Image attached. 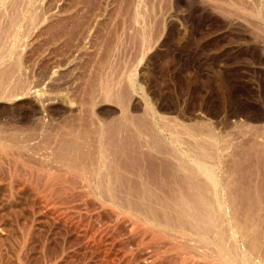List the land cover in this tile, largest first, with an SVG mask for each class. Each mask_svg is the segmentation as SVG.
I'll use <instances>...</instances> for the list:
<instances>
[{"label": "rangeland", "instance_id": "374dc122", "mask_svg": "<svg viewBox=\"0 0 264 264\" xmlns=\"http://www.w3.org/2000/svg\"><path fill=\"white\" fill-rule=\"evenodd\" d=\"M0 264H264V0H0Z\"/></svg>", "mask_w": 264, "mask_h": 264}, {"label": "bare ground", "instance_id": "6f19581e", "mask_svg": "<svg viewBox=\"0 0 264 264\" xmlns=\"http://www.w3.org/2000/svg\"><path fill=\"white\" fill-rule=\"evenodd\" d=\"M200 167V168H199ZM198 167V170L200 169V171L199 172H201L202 174H204L210 181H211V183L213 184V185H216L217 184V180H216V178L214 177V175L212 174V172L209 170V168H206V166L204 167V166H199ZM216 176V175H215ZM186 194V193H185ZM202 194V193H201ZM173 195V194H172ZM180 195V194H179ZM184 195V194H183ZM176 196V195H175ZM150 197V196H149ZM186 197V196H185ZM201 197H203V196H201ZM195 198V197H194ZM181 200V199H180ZM185 200V199H184ZM205 200H207V199H205ZM199 201V200H198ZM202 201V200H201ZM205 203V202H204ZM187 207V206H186ZM202 219V218H201ZM221 221V220H220ZM224 224V223H223ZM216 226V225H215ZM222 226V225H221ZM189 227V226H188ZM212 231V230H211ZM228 231V230H227ZM223 232V231H222ZM226 232V231H225ZM199 233H201V232H199ZM210 233V232H209ZM163 237V236H162ZM181 240H182V238H181ZM180 240V241H181ZM189 241V240H188ZM195 241V240H194ZM229 242V241H228ZM170 246V245H169ZM219 248V247H218ZM174 249V248H173ZM170 250V249H169ZM231 250V249H230ZM235 252V251H234ZM218 257V256H217ZM224 257V256H223Z\"/></svg>", "mask_w": 264, "mask_h": 264}]
</instances>
